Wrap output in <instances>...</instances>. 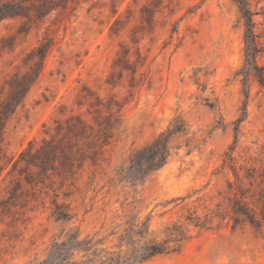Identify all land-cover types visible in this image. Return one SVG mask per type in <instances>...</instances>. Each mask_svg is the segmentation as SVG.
Wrapping results in <instances>:
<instances>
[{"label": "rangeland", "instance_id": "374dc122", "mask_svg": "<svg viewBox=\"0 0 264 264\" xmlns=\"http://www.w3.org/2000/svg\"><path fill=\"white\" fill-rule=\"evenodd\" d=\"M247 1L0 0V264H264Z\"/></svg>", "mask_w": 264, "mask_h": 264}, {"label": "trees", "instance_id": "16d2710c", "mask_svg": "<svg viewBox=\"0 0 264 264\" xmlns=\"http://www.w3.org/2000/svg\"><path fill=\"white\" fill-rule=\"evenodd\" d=\"M239 6L242 13V17L245 21V65L243 67L244 70V85H246L247 81L251 77L254 71H259V67L257 65V56L260 53L259 48V36L255 31V23L253 20V13L250 10L249 4L247 0H235ZM260 83L264 85V75L256 74ZM247 89V88H246ZM248 98V93L246 94ZM245 112L241 117L240 121L244 120L246 115V106L247 103H244ZM155 159V158H154ZM79 237L71 236L68 240L63 241L61 243H56L48 257L47 260L43 262V264H86L83 262H77L74 260V253L79 248ZM145 254H137L136 261L138 264H145L146 261L155 257L158 254L164 253L159 248L149 247L146 250ZM91 262V260H90ZM108 264H122L120 260L111 258Z\"/></svg>", "mask_w": 264, "mask_h": 264}]
</instances>
